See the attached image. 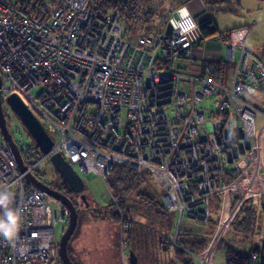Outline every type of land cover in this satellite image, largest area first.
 I'll list each match as a JSON object with an SVG mask.
<instances>
[{
	"label": "built area",
	"instance_id": "1",
	"mask_svg": "<svg viewBox=\"0 0 264 264\" xmlns=\"http://www.w3.org/2000/svg\"><path fill=\"white\" fill-rule=\"evenodd\" d=\"M167 16L171 33L167 23L128 36L116 10L100 16L90 0H0V91L11 124L6 99L17 94L54 140L29 171L57 152L104 180L116 165L146 170L178 213L176 243L181 222L211 219L209 198L221 195L222 207L231 194L263 202L264 105L249 98L264 84V62L243 26L229 35L225 81L208 62L189 70L198 19L188 4ZM28 136L25 146L36 143ZM0 196V222L10 224L9 211L16 217L11 238L0 231V264H63L57 229L70 211L26 178L1 128ZM209 245L182 248L207 264Z\"/></svg>",
	"mask_w": 264,
	"mask_h": 264
},
{
	"label": "trees",
	"instance_id": "2",
	"mask_svg": "<svg viewBox=\"0 0 264 264\" xmlns=\"http://www.w3.org/2000/svg\"><path fill=\"white\" fill-rule=\"evenodd\" d=\"M162 1L168 3V6L166 8L162 7ZM190 1L192 0H90V7L94 12H96L100 16H104L110 13L111 11L116 10L120 14L121 23L126 28V35L131 36L137 34V32L141 31L142 29H144L145 32L155 29L158 26L157 24H155L156 17L161 16L166 12L167 15L178 5L188 4ZM203 1L208 10L211 8L212 10L217 11H237L240 5L238 1L233 0ZM144 6H150L149 12L142 13V9ZM236 28L220 32L213 18H204L199 22V30L201 36L196 45H202L204 41L214 37L215 35L225 36L229 40V35L231 31ZM259 57L264 62V59L261 56ZM207 62L214 66L215 74L213 73V76L216 80H221L222 76V81H225V78L229 76L230 70H232L231 65L225 60ZM6 120L12 132L9 118H7ZM16 143L18 145L17 141ZM18 147L22 153L24 162L27 167L31 166L34 162H36L39 159V156L42 154L40 148L36 143H33L30 146H22L20 144L18 145ZM55 172L57 173L60 182L63 185L65 184L67 186L66 188L73 192L69 188L67 183L62 180L56 170ZM33 173L38 178L40 177L37 168L33 170ZM107 180L110 181V183L114 186L116 190L114 196L117 198H114V200L118 199V201H114V213L112 216L113 219L117 221H123L127 224H131L133 222L130 219L128 211H126L128 210V205L126 204V197L131 192L140 188L141 186H145V190H141L138 192L137 196L139 197L140 202H143V204H145L146 206L159 212V214L161 213L163 216L162 218H160V221H167L165 218H171V212H169L168 209H166V207L163 205L164 194L162 190L158 186L157 187L159 189L154 186L155 182L146 170L137 172L128 166L116 165L112 169ZM236 198L237 197H235V199H232L233 203L235 202ZM212 200L215 202V205L217 207H212V217L207 223H205L208 226V233H211L213 231L215 225L218 222L217 216H215L216 210L222 208L221 195L215 196ZM158 205L160 207H158ZM260 213H264V200L261 205L253 203L250 199L246 200L241 206V209L239 210L237 215L235 216L233 220L234 222H232L229 232L234 233L233 237H245V239L250 237L253 232L259 228L258 215ZM177 216L178 215L176 214V220L174 222L175 226ZM167 222H169V225H171V221ZM172 246L175 248L176 256L182 264H195L196 262L194 258L190 256L185 250H183L182 247L191 249L196 252H201L206 248V238L196 234H191L187 231H180L176 243H173ZM223 247H225V264H251L252 254L257 255L256 264H264V245L262 247H251V250L249 252H246L239 250V248L231 247L228 243H226L225 239L223 238L220 244L218 245L217 250ZM172 264H174V260Z\"/></svg>",
	"mask_w": 264,
	"mask_h": 264
},
{
	"label": "rangeland",
	"instance_id": "3",
	"mask_svg": "<svg viewBox=\"0 0 264 264\" xmlns=\"http://www.w3.org/2000/svg\"><path fill=\"white\" fill-rule=\"evenodd\" d=\"M161 5L162 7L166 8L168 6V3L162 1ZM207 11L210 12L211 19H217V21L215 20V24H217L218 22V24H220L223 28L231 25L236 20H239L238 18H233L232 16L234 15H232V13H229L228 11L221 12L217 10H212L211 8L209 10L207 9ZM241 11L243 12L242 14L248 15L247 8L243 7ZM166 13L156 17L155 24L158 25L157 27L161 26V24L165 25L168 23V16L166 15ZM223 28L220 29L223 30ZM199 32L200 30L198 29L197 33ZM141 33L145 34L144 29L137 32L138 35ZM196 49L197 47L195 46L193 57L195 56ZM224 57H226L225 52ZM191 67L192 66H190L188 69H192ZM229 74H231V70ZM33 92L37 93L38 89H33ZM211 103L212 100L207 99L204 102V107L208 109ZM12 115L14 117L13 123L11 124V133L18 142V145L21 144L22 146H25L23 137H27L28 132L23 126L20 119L14 113V111L12 112ZM28 140L30 141V143H33V138L30 135L28 136ZM75 168L78 170L86 184V198L88 201H86L84 205L81 203V205L78 207V224L75 232L73 233L68 243L69 254L72 261L75 264H115L116 253L120 251L121 255L123 256V259H126V261L130 263V248L128 244H125L124 246V239H128L127 227L126 231L122 232L120 226V236L123 234V238H121L119 246L115 247L116 244H114V221L112 220V216L114 213V194L116 193L114 186L110 183L109 180H104L93 173H85L78 166H75ZM37 170L41 178L45 179L46 181L56 182V179H58V175H56L57 173L55 172V168L52 165L51 161L43 160L38 165ZM154 186L158 188L155 183ZM141 190H145V186H141L140 188L131 192L126 197V204L128 205L129 210L132 211V214L135 211L141 215H147V222L148 225H150L152 223L149 222V220H155L156 216L160 214L159 212L143 204V202H140V199L137 195L138 192ZM168 196L169 198H171L170 195ZM233 196L237 197L234 203L232 202V199H235V197ZM238 198L242 199L241 195L239 196L236 194H231L225 201L224 207L220 208L219 210H216L215 216H217L218 222L215 225L213 231L209 233L208 236L211 238L209 243L212 244V241H215V239L217 241L215 242L212 251L210 250L211 253H209L207 264H225V247L217 250L218 245L220 244L223 238L225 239L226 243H228L231 247L239 248V250L246 252H249L251 250V247H262L264 245V220L261 216L262 213L258 215L259 228L256 229L250 237L246 239L245 237H233L234 233L229 232L231 224L232 222H234L233 220L235 216L243 205V203L239 202ZM262 200H264V196ZM199 201L201 202V199H199ZM209 202L210 207H217L215 205V202L211 198H209ZM172 206L174 205L172 204ZM168 207L171 208V206ZM169 208V212H171L172 214H178L175 210H169ZM133 216H135V218L137 217L135 213ZM160 222H165V220H158L154 225L158 226L157 224H159ZM183 222L184 223L181 222V224L184 225L186 222L190 223L193 221L190 218H187ZM204 223L205 222H196L195 224L200 225ZM166 224H168V227L170 226L169 222H166ZM68 225L69 223H62L59 225L57 229L59 242L62 236L65 234ZM177 227L179 226L176 222L174 231L168 237V240L172 244L175 243L174 239L172 238V234L175 232ZM205 233H208V231H205ZM211 244L209 245L210 247ZM253 255L256 254H252V256ZM202 257L206 258L207 253L205 252ZM59 259L61 261L60 256Z\"/></svg>",
	"mask_w": 264,
	"mask_h": 264
},
{
	"label": "crops",
	"instance_id": "4",
	"mask_svg": "<svg viewBox=\"0 0 264 264\" xmlns=\"http://www.w3.org/2000/svg\"><path fill=\"white\" fill-rule=\"evenodd\" d=\"M238 1L240 3L237 11H228L232 13L233 18H238L231 25L223 28L220 24H216L217 28L220 32H224L227 30H231L233 28L239 26H251L252 31L247 39V45L249 49L257 53L264 59V0H233ZM190 10L193 15L196 16L198 22H200L204 18H211V14L207 11L205 3L203 0H192L188 3ZM247 8V14H242L241 9L243 7ZM223 12V11H221ZM226 12V11H224ZM243 16V17H242ZM217 19H214V21ZM216 23V22H215ZM220 28H223L221 30ZM228 44V38L222 35H215L212 38L207 39L203 42L202 45H197V49L195 50V56L193 57V65L192 70L195 72H200L202 66L207 61H223L227 59V51L226 47ZM224 52L226 57H224ZM255 105L262 107L264 105V84L258 87L256 93L250 96L249 98ZM158 186V185H157ZM159 187V186H158ZM160 188V187H159ZM116 198V197H114ZM115 201V200H114ZM163 205L166 207V202L164 200ZM222 206V205H221ZM158 207H160L158 205ZM223 208V207H222ZM165 209V208H164ZM128 214L130 219L133 221L131 224L124 223L123 221H114V244L115 247L119 246L121 238H123V234L120 236V226L122 232H128V239H124L127 241L128 246L130 248V252L134 251L138 257V264H172L173 260L175 264H182L181 261L177 258L175 248L170 243L168 237L174 231L175 225L174 222L176 220V214L171 213V218H165L166 220L171 221V225L168 229L166 224L164 223L154 224L161 220L162 214L156 216L155 221L152 220V224L148 225L147 215H141L134 211L137 217L135 218L134 213L132 214L128 208ZM127 213V212H126ZM264 220V213L261 215ZM170 217V216H169ZM177 222V221H176ZM184 223V222H183ZM196 222H186L182 226L181 232H190L191 234H196L201 237L206 238V248L208 247L210 237L209 233H205L208 231L207 222L204 224H195ZM130 262V257H129ZM172 262V263H171ZM115 263V261H114ZM75 264V263H74ZM81 264V263H80ZM115 264H130L123 259L120 251L116 253V263Z\"/></svg>",
	"mask_w": 264,
	"mask_h": 264
},
{
	"label": "water",
	"instance_id": "5",
	"mask_svg": "<svg viewBox=\"0 0 264 264\" xmlns=\"http://www.w3.org/2000/svg\"><path fill=\"white\" fill-rule=\"evenodd\" d=\"M172 32V26L170 23L167 24V33ZM0 88H1V77H0ZM7 104L9 107L14 111L17 117L22 122L23 126L26 128L28 134L33 138L36 142L40 150L44 153H48L53 144L54 140L50 133L47 131L43 123L39 120V118L33 113V111L27 107V105L23 102V100L17 94H11L6 99ZM0 128L4 135V138L11 146L20 170L22 172H26V178L35 186L39 187L40 189L46 191L53 197L61 200L66 207L70 211L69 215V225L62 236L59 242V256L63 264H74L72 261L68 243L70 238L72 237L73 233L76 230L78 224V209L76 204L65 194L55 190L50 185L46 184L42 180H40L32 171L28 170L26 166L22 153L13 137L10 128L7 124V120L5 117V112L3 108V101L0 91ZM52 165L54 166L55 170L58 172L62 180L67 183L69 188L75 192L79 193L82 192L86 188V184L78 172V170L69 163V161L65 158V156L61 152H57L51 156L50 159ZM82 199L86 200V194L82 193ZM130 264H138V257L134 251L130 252Z\"/></svg>",
	"mask_w": 264,
	"mask_h": 264
},
{
	"label": "flooded vegetation",
	"instance_id": "6",
	"mask_svg": "<svg viewBox=\"0 0 264 264\" xmlns=\"http://www.w3.org/2000/svg\"><path fill=\"white\" fill-rule=\"evenodd\" d=\"M57 175V174H56ZM40 180H42L43 182H45L46 184L50 185L52 188H54L55 190L65 194L66 196H68L77 206V209L78 207L81 205V203L84 205L87 200H84L82 199L81 195L82 193H85L86 194V189H84L82 192H79V193H75V192H71L69 189H67L66 185L62 184L60 182V179H56L57 181L56 182H50V181H46L45 179L41 178V176L39 177Z\"/></svg>",
	"mask_w": 264,
	"mask_h": 264
},
{
	"label": "clouds",
	"instance_id": "7",
	"mask_svg": "<svg viewBox=\"0 0 264 264\" xmlns=\"http://www.w3.org/2000/svg\"><path fill=\"white\" fill-rule=\"evenodd\" d=\"M7 201V196H0V205H5ZM8 220L10 222L9 225H6L3 222H0V231L3 232V234L9 238L13 235V227L16 223V217L15 215L9 211L7 212Z\"/></svg>",
	"mask_w": 264,
	"mask_h": 264
},
{
	"label": "bare ground",
	"instance_id": "8",
	"mask_svg": "<svg viewBox=\"0 0 264 264\" xmlns=\"http://www.w3.org/2000/svg\"><path fill=\"white\" fill-rule=\"evenodd\" d=\"M1 83H2V78H1ZM10 131H11V130H10ZM216 241H217V240L215 239V241H214V240L212 241V244L210 243V244H211L210 250H212V248H213V246L215 245V242H216Z\"/></svg>",
	"mask_w": 264,
	"mask_h": 264
}]
</instances>
